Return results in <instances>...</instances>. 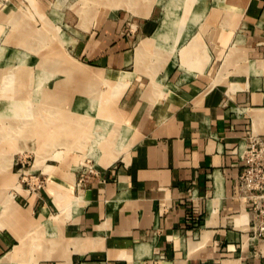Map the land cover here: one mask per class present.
Instances as JSON below:
<instances>
[{"label": "crops", "instance_id": "0c3cea01", "mask_svg": "<svg viewBox=\"0 0 264 264\" xmlns=\"http://www.w3.org/2000/svg\"><path fill=\"white\" fill-rule=\"evenodd\" d=\"M172 4L178 23L159 38L160 6L137 18L111 9L72 42L97 65L66 72L85 84L76 92L64 78L72 105L88 108L97 76L128 74L110 112L132 127L129 156L83 174V188L75 172L52 169L39 193L0 204V264H264L254 203L238 189L249 134L264 135V0ZM19 8L0 0V15ZM9 55L2 68L19 64Z\"/></svg>", "mask_w": 264, "mask_h": 264}, {"label": "rangeland", "instance_id": "374dc122", "mask_svg": "<svg viewBox=\"0 0 264 264\" xmlns=\"http://www.w3.org/2000/svg\"><path fill=\"white\" fill-rule=\"evenodd\" d=\"M168 1L12 0V2L18 3L20 8L19 10H8L5 14L0 15V39L6 44L13 45L8 48L10 53L14 54H7L5 46H0V58L14 55L13 57L20 61L19 64L17 63L18 65L13 64L5 68L2 67L6 64H0V100L6 103L4 110L0 111V204L7 206L10 202H19V199L28 191L39 193L46 185V177L48 178L52 169L58 171L62 168L73 171L76 174V179L77 175L81 178L85 174L87 179V175L98 173L101 167H108L101 161L109 151L98 148V146H104L107 141L76 137L77 130H80L77 125L81 118L89 120L91 114L93 116L107 115L114 109V106L116 108L118 104L114 105V102L118 101L128 81L106 83L103 75H99L103 76L102 79L97 76L94 91L88 95V108L72 110L75 96L62 92L64 78L75 91L81 90L85 84H82L83 80L78 79L76 75L66 77V72L73 69L78 72V66H82L94 73L96 69L90 68L88 65L97 66L81 57L77 52V47L73 48L72 42H77L83 34L89 33L98 19L111 9L128 12L134 16L133 18H137L147 17L151 14L154 16L162 7L165 10V17L161 21L162 27L164 21L170 22L178 17L172 9L173 0ZM189 1L191 0H187V4ZM187 19L189 18L182 17V23ZM176 22L178 23V20ZM130 28L131 26L127 32H131ZM196 31H199V28L194 32ZM158 32L154 37L157 38ZM152 39L154 40V38ZM146 44L144 41L139 47L140 49L138 48L137 58L142 52L141 48H146ZM142 59L143 61L147 59L144 53ZM145 67L148 68L147 65ZM126 70L131 71L132 68L128 67ZM26 98H29L31 107L52 106L56 108L60 117L68 115L70 119L67 124L62 119L54 118L59 127L56 124V126H51L48 133L51 131V134L57 136L65 124L68 129L71 128V136H75L77 140L73 142L75 139L70 140V136L62 141L55 140L49 143L47 142L48 135L45 132L44 136H35L34 132L38 130L29 124L32 121L30 118L24 120L19 116H9L11 103ZM119 115L121 116V114ZM72 118L77 120H73L70 124L69 120L71 121ZM124 127L126 132L130 130L127 132L130 141L123 142L120 146L121 149L114 152L116 154L115 161L118 160V162L122 155L125 158L129 156V147L125 148L131 144L132 127L126 125ZM70 141L73 143L72 145ZM41 170L45 174L40 175ZM37 177L43 181L41 188L37 187L39 182ZM86 179L81 183L82 188L87 183ZM72 202H84V200L76 197ZM43 241L44 244L50 242V238L45 236Z\"/></svg>", "mask_w": 264, "mask_h": 264}, {"label": "bare ground", "instance_id": "6f19581e", "mask_svg": "<svg viewBox=\"0 0 264 264\" xmlns=\"http://www.w3.org/2000/svg\"><path fill=\"white\" fill-rule=\"evenodd\" d=\"M174 23H175V20H171V22H169V21L165 22L164 21L160 31L158 32L157 37L159 38V37L163 36V31H164V29L167 28V25L168 24H174ZM50 30L51 29H49V31ZM51 32H52V30H51ZM43 33H44V31H43ZM141 49L142 50H140V51H142V52L140 53L139 58H138V65H137L138 68H140L139 66H141L140 60L143 57V53L146 54L148 51L144 47ZM78 68L79 69H77V70L80 71L81 67L78 66ZM127 75L128 74L122 73L121 77L118 80H112V79L106 78V77H104V78H105L106 83L116 82V81L122 82V81H128ZM102 78H103V76H102ZM102 78L100 77V79H102ZM30 103L31 102H30L29 98H26V99H23L22 101L20 100L17 102L13 101L11 103L12 107L9 108V111H10L9 116H12V117H18L19 116V117H22L24 120H27V118H30L32 121L29 124L34 126L38 130V131L35 130V132H34L35 136H38V137L44 136L45 135L44 132H45L48 135L47 136L48 137L47 142H49V143H52L55 140L57 142H59V141H62L64 138H66V137L68 138L69 136H71V134H72L70 131L71 128L68 129L67 125H65V124L62 126L63 128H62L61 132L58 131L59 133L57 134V136L55 134H54L55 136L53 134H51V131H50V133H48L49 128L56 124V122L54 121V118H56L58 120L62 119L67 124L68 119H70V118H68V115H67V117H65V116L60 117V114H58V112H56L55 107L44 106V105L43 106L37 105L35 107H31ZM75 106L72 105V110H75V108L77 107V106L76 107ZM82 107L83 106H81V107L78 106L77 108L80 109ZM90 107H92V106H90ZM20 112H22V113H20ZM46 112H48V113H46ZM73 120H77V119L72 118L71 121L69 120L70 124ZM79 120H80V123H78L77 126H78V128H80V130H77L78 135L76 137L90 138L91 140H94V141L99 140V139L100 140L104 139L107 141L106 144L104 143L105 144L104 146H98V148L101 150L109 151L108 153H106L103 156V160L101 161L106 166H109L110 164H112L116 160L115 159L116 154L114 152L118 149H121L120 146L123 144V142H125L126 140L130 141V139H128V134H127V132L130 130H128L127 132L125 131V129H124L125 127L123 125V123H124L123 118L118 113L115 114L114 112H109V114H107L105 116H102V115L101 116H97V115L93 116V114H91L89 117V120H85V118H81Z\"/></svg>", "mask_w": 264, "mask_h": 264}, {"label": "built area", "instance_id": "2783aa9c", "mask_svg": "<svg viewBox=\"0 0 264 264\" xmlns=\"http://www.w3.org/2000/svg\"><path fill=\"white\" fill-rule=\"evenodd\" d=\"M244 163L238 189L250 202L254 203L253 230L259 237H264V135L250 132L248 142L241 152ZM84 179L81 177L80 182ZM38 188L43 181L37 177Z\"/></svg>", "mask_w": 264, "mask_h": 264}]
</instances>
